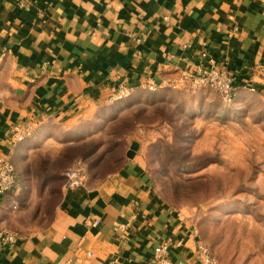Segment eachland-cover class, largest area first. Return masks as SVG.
<instances>
[{
  "label": "crops",
  "instance_id": "obj_1",
  "mask_svg": "<svg viewBox=\"0 0 264 264\" xmlns=\"http://www.w3.org/2000/svg\"><path fill=\"white\" fill-rule=\"evenodd\" d=\"M202 52L234 73L237 93L262 90L264 0H0V157L18 174L30 144L54 142L57 156L120 83L163 88L205 62ZM13 125L29 135L15 142ZM146 162L131 139L101 179L67 189L63 178L42 223L19 208V184L0 193V228L20 235L0 264H155L165 241L173 264L194 262L200 234L157 194Z\"/></svg>",
  "mask_w": 264,
  "mask_h": 264
},
{
  "label": "rangeland",
  "instance_id": "obj_2",
  "mask_svg": "<svg viewBox=\"0 0 264 264\" xmlns=\"http://www.w3.org/2000/svg\"><path fill=\"white\" fill-rule=\"evenodd\" d=\"M181 71L163 88L112 94L61 138L55 157L48 156L54 142L27 146L30 159L17 169L18 206L27 218L42 223L52 214L63 171L75 160L97 181L140 139L157 194L193 221L216 264H264V88L234 87L225 100L210 87L181 82Z\"/></svg>",
  "mask_w": 264,
  "mask_h": 264
},
{
  "label": "built area",
  "instance_id": "obj_3",
  "mask_svg": "<svg viewBox=\"0 0 264 264\" xmlns=\"http://www.w3.org/2000/svg\"><path fill=\"white\" fill-rule=\"evenodd\" d=\"M23 4V3H22ZM205 62L197 66L194 71H181L178 80L188 82L193 89L204 85L210 87L220 93L225 100H230L234 91L235 77L234 73L229 70L227 65L219 63L205 52H202ZM177 80V81H178ZM176 82V81H170ZM149 89H155V85L149 84ZM132 88L125 83H120L113 93V99H121L127 97L131 93ZM30 132L28 125H13L11 127V138L15 142L23 141ZM86 171L81 161L73 163L63 172L64 187L67 189L78 188L86 181ZM17 186L16 167L9 157H0V193L12 191ZM20 240V235L16 231L0 228V250L5 247H13ZM197 255L194 262L189 264H216L210 249L201 241L196 245ZM169 243L162 242L154 248L156 253L155 264H173L169 257ZM88 256L92 253L88 252ZM177 264H182L178 262Z\"/></svg>",
  "mask_w": 264,
  "mask_h": 264
},
{
  "label": "trees",
  "instance_id": "obj_4",
  "mask_svg": "<svg viewBox=\"0 0 264 264\" xmlns=\"http://www.w3.org/2000/svg\"><path fill=\"white\" fill-rule=\"evenodd\" d=\"M78 161H81V162L84 164L86 174L88 175L87 166H86V163H85L83 160L78 159V160H75L73 163L78 162ZM73 163H72V164H73ZM72 164H71V165H72ZM71 165H70V166H71ZM70 166H68L67 168H69ZM67 168H65V170H66ZM65 170H64V171H65ZM86 179H87V177H86ZM16 180H17V186H18V184H19V182H20V179L18 178V174H17V172H16ZM17 186H16V188H17Z\"/></svg>",
  "mask_w": 264,
  "mask_h": 264
}]
</instances>
